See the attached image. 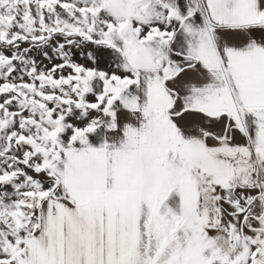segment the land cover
Instances as JSON below:
<instances>
[{
  "label": "snow or ice",
  "instance_id": "6c2138e0",
  "mask_svg": "<svg viewBox=\"0 0 264 264\" xmlns=\"http://www.w3.org/2000/svg\"><path fill=\"white\" fill-rule=\"evenodd\" d=\"M0 264H264V0H0Z\"/></svg>",
  "mask_w": 264,
  "mask_h": 264
}]
</instances>
